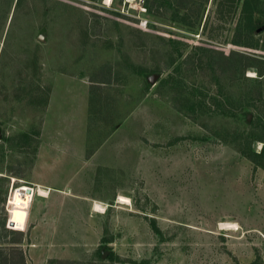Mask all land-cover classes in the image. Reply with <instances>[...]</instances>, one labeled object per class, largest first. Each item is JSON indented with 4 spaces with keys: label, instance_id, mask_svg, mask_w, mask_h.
<instances>
[{
    "label": "rangeland",
    "instance_id": "1",
    "mask_svg": "<svg viewBox=\"0 0 264 264\" xmlns=\"http://www.w3.org/2000/svg\"><path fill=\"white\" fill-rule=\"evenodd\" d=\"M182 1L0 0V241L34 189L26 264H264L242 155L264 145V0Z\"/></svg>",
    "mask_w": 264,
    "mask_h": 264
},
{
    "label": "trees",
    "instance_id": "2",
    "mask_svg": "<svg viewBox=\"0 0 264 264\" xmlns=\"http://www.w3.org/2000/svg\"><path fill=\"white\" fill-rule=\"evenodd\" d=\"M249 0L246 1L244 4L246 7L244 8V12L246 13V8L249 10ZM259 1V0H254ZM185 2H187L185 0ZM248 2V3H247ZM179 6H183V1L179 0ZM260 73V72H259ZM261 75V73H260ZM253 122V121H252ZM262 134V135H261ZM260 137L256 139L257 141H260L264 143V126L261 129ZM242 155L249 159L256 167L264 168V145L261 148V151L256 153L252 149H248L247 151H242ZM24 190V188H27L26 195L21 193H16L13 195L12 200L13 204L11 207V217L10 222L12 223V228L17 230H8L11 231L12 234H14V238L6 241L4 243L8 244L7 246H2V242L0 241V264H26V258L25 254L22 249V244L25 239V233L24 231H21L25 227V221L27 217V211L30 207V204L33 200V193L34 189L29 188L27 186H21ZM24 193V192H23ZM153 230L158 233L159 229L156 226L155 220H152L151 222ZM108 259H112V254L109 256ZM259 261H255L252 264H261Z\"/></svg>",
    "mask_w": 264,
    "mask_h": 264
},
{
    "label": "crops",
    "instance_id": "3",
    "mask_svg": "<svg viewBox=\"0 0 264 264\" xmlns=\"http://www.w3.org/2000/svg\"><path fill=\"white\" fill-rule=\"evenodd\" d=\"M86 92V91H85ZM88 93V92H87ZM89 94V93H88ZM88 94H85L84 96H81L79 94L76 95L78 96V98L76 97V105H75V110H74V123L72 124V126H74L76 124V126L80 127V129H76V133L78 132H84L86 131V125H88V119H89V111H90V105H89V101H88ZM81 130V131H80ZM76 143H79L80 145H83V147L86 146V141L82 142L79 140H76ZM76 155H68L66 154V156L71 157V156H76V168H80L82 165V160H81V156H80V150H79V146L76 144ZM99 153V150H96L94 153H92V156H98L97 154ZM59 157H62V155H59ZM39 168H41V170L45 169V166L40 165V163H38V166L36 167V169L38 170ZM47 168V167H46ZM40 187V186H39ZM44 187V186H43ZM45 188V187H44ZM39 189V188H38ZM37 191V196H41V197H47V196H43L40 195V193ZM52 189V188H51ZM50 187H49V191H51ZM49 194V193H48Z\"/></svg>",
    "mask_w": 264,
    "mask_h": 264
},
{
    "label": "bare ground",
    "instance_id": "4",
    "mask_svg": "<svg viewBox=\"0 0 264 264\" xmlns=\"http://www.w3.org/2000/svg\"><path fill=\"white\" fill-rule=\"evenodd\" d=\"M111 1L112 0H106V2H108V3L111 2ZM38 192L40 193V195L47 196L48 193H49V188H44V187L40 186L39 189H38ZM119 201L126 202V200L123 197H120ZM95 209L97 211L103 212L105 210V207L100 206V205H98L96 203ZM222 226H224L226 228H229V229L236 227V225H231V224H228V223L222 224Z\"/></svg>",
    "mask_w": 264,
    "mask_h": 264
},
{
    "label": "water",
    "instance_id": "5",
    "mask_svg": "<svg viewBox=\"0 0 264 264\" xmlns=\"http://www.w3.org/2000/svg\"><path fill=\"white\" fill-rule=\"evenodd\" d=\"M249 119H250V118H249ZM10 225L13 226L11 222H10ZM106 255H107V253H104V257H105Z\"/></svg>",
    "mask_w": 264,
    "mask_h": 264
}]
</instances>
